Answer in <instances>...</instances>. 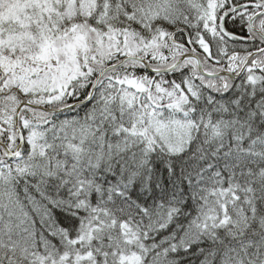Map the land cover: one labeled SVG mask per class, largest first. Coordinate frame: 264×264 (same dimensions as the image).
Here are the masks:
<instances>
[{"label": "trees", "instance_id": "1", "mask_svg": "<svg viewBox=\"0 0 264 264\" xmlns=\"http://www.w3.org/2000/svg\"><path fill=\"white\" fill-rule=\"evenodd\" d=\"M216 2L91 0L78 22L107 52L77 57L58 100L0 70V142L23 138L0 146V264H264V73L128 59L83 101L122 58L173 65L167 34L198 46Z\"/></svg>", "mask_w": 264, "mask_h": 264}, {"label": "rangeland", "instance_id": "2", "mask_svg": "<svg viewBox=\"0 0 264 264\" xmlns=\"http://www.w3.org/2000/svg\"><path fill=\"white\" fill-rule=\"evenodd\" d=\"M223 1L216 2L215 10L209 16L208 26L205 28L213 29L214 24H217L220 17L217 11ZM90 5L91 0H0V69L5 72L15 70L33 73L41 80L24 83L33 89H39L43 83H53L55 89H51L56 91V97L52 98L58 100L62 95L60 89L64 87L62 72L74 70L77 57L85 63L89 61L86 50L92 44L95 47L92 45L94 49L91 56L107 52L100 48L102 43L99 36L89 34L83 23L78 22L79 17H86ZM59 9H63L61 14ZM64 21H69L70 24L63 26ZM74 24L76 25L72 26ZM179 54L178 59L185 55ZM189 62L197 70L195 60L189 58ZM50 99L51 97H47L46 101ZM12 101L15 102L13 99ZM12 116L7 111L0 113V118L9 125ZM123 259L127 264L138 263L134 254Z\"/></svg>", "mask_w": 264, "mask_h": 264}, {"label": "flooded vegetation", "instance_id": "3", "mask_svg": "<svg viewBox=\"0 0 264 264\" xmlns=\"http://www.w3.org/2000/svg\"><path fill=\"white\" fill-rule=\"evenodd\" d=\"M244 3L249 5L238 10L233 9ZM263 9L264 0H224L217 11L218 16H223L224 31L218 19L213 29L204 28L201 31L199 46L192 43L188 46L183 38V41H179L182 45L179 47L187 58H192L195 62L196 59L188 54L196 55L201 68L207 74L218 73L215 78L221 81H235L240 78L242 72L251 68H257L264 73V38L260 34L264 35V15H255ZM248 56L250 59L243 67ZM224 72L232 75H226ZM199 77L205 78L202 75Z\"/></svg>", "mask_w": 264, "mask_h": 264}, {"label": "water", "instance_id": "4", "mask_svg": "<svg viewBox=\"0 0 264 264\" xmlns=\"http://www.w3.org/2000/svg\"><path fill=\"white\" fill-rule=\"evenodd\" d=\"M245 5H249V4H242V5H239V6L234 7V9H237V10H238V8H240V7H242V6H245ZM259 14H264V9L261 10L257 15H259ZM253 18H254V16L250 19V21H249V25L251 24V21H252ZM221 28L224 30V27H223L222 24H221ZM173 35H174V31L170 33V35H169V39H170L173 43H176V42L174 41V39H173ZM261 36L264 38V35H261ZM176 44H177V43H176ZM128 58H135V59H138V60H140L141 62L144 63V61H143L142 59L137 58V57H127V58L125 57V58H123L120 62L114 64L112 67H115V66H118V65L122 64V63L125 61V59H128ZM248 58H249V57H248ZM179 62H180V60H178V62H176V63H175L174 65H172L171 67H169V68L167 67L168 70H172V69H174L176 66H178ZM197 64H198V70H199V72H200L201 74H203V75H207V74H205V73L202 71V69H201V67H200V65H199V59H197ZM110 68H111L110 66H107L104 70H102V71L97 75V77L95 78V81H94V83H93V85H92L91 91L93 90V88L95 87L96 83H97L98 80L101 78V76L104 74V72L107 71V70L110 69ZM146 69H148V70L151 71V72H163L162 69L154 70V69L149 68L148 66H146ZM225 74H227V75H229V76L231 75V73H230V74H229V73H225ZM216 75H218V74L207 75V76L212 77V76H216ZM90 94H91V93H90ZM90 94H89V95H90ZM23 104H27V103L23 102ZM15 124H16V115H15ZM21 142H22V140H21V138H20L19 145H21ZM1 145L3 146V144H1ZM6 152H7V154H9L10 156H13V155L17 152V149H16L14 152H11V151H8V150H6Z\"/></svg>", "mask_w": 264, "mask_h": 264}, {"label": "bare ground", "instance_id": "5", "mask_svg": "<svg viewBox=\"0 0 264 264\" xmlns=\"http://www.w3.org/2000/svg\"><path fill=\"white\" fill-rule=\"evenodd\" d=\"M162 70H163V72L169 71L168 68H162ZM203 72H204V70H203ZM204 73H206V72H204Z\"/></svg>", "mask_w": 264, "mask_h": 264}]
</instances>
